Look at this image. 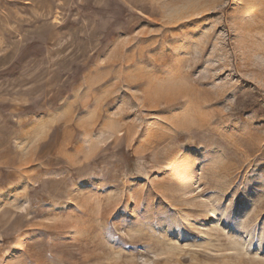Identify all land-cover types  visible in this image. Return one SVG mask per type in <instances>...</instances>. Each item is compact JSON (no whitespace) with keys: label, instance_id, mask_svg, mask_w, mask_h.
Returning a JSON list of instances; mask_svg holds the SVG:
<instances>
[{"label":"rangeland","instance_id":"1","mask_svg":"<svg viewBox=\"0 0 264 264\" xmlns=\"http://www.w3.org/2000/svg\"><path fill=\"white\" fill-rule=\"evenodd\" d=\"M0 264H264V0H0Z\"/></svg>","mask_w":264,"mask_h":264}]
</instances>
